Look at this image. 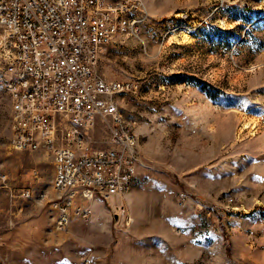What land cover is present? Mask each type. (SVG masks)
<instances>
[{
    "label": "rangeland",
    "instance_id": "rangeland-1",
    "mask_svg": "<svg viewBox=\"0 0 264 264\" xmlns=\"http://www.w3.org/2000/svg\"><path fill=\"white\" fill-rule=\"evenodd\" d=\"M142 3L141 31L104 47L95 68L131 85L113 101L137 138L132 185L73 217L86 228L39 241V264H264V0ZM10 114L0 87V174L13 194L33 189L26 203L50 221L52 157L12 147ZM111 124L96 118L80 146L109 148Z\"/></svg>",
    "mask_w": 264,
    "mask_h": 264
},
{
    "label": "built area",
    "instance_id": "built-area-1",
    "mask_svg": "<svg viewBox=\"0 0 264 264\" xmlns=\"http://www.w3.org/2000/svg\"><path fill=\"white\" fill-rule=\"evenodd\" d=\"M143 15L142 0H0V87L11 103V144L51 155L57 230L73 217L88 219L95 199L120 198L132 185L137 138L121 126L113 101L131 85L106 82L95 68L104 47L141 31ZM96 118L112 119L104 150L80 146ZM0 188L12 191L5 174ZM33 194L28 188L10 197ZM3 245L0 235V253Z\"/></svg>",
    "mask_w": 264,
    "mask_h": 264
},
{
    "label": "crops",
    "instance_id": "crops-1",
    "mask_svg": "<svg viewBox=\"0 0 264 264\" xmlns=\"http://www.w3.org/2000/svg\"><path fill=\"white\" fill-rule=\"evenodd\" d=\"M53 168L51 169V181L53 178ZM40 201L47 199V196L55 198V190L48 187ZM0 193V235L4 240V245L0 253V261L3 264H39L40 259L36 254L39 241L44 242L45 246L50 245L54 239L55 221L57 211L52 209L53 218L44 221L40 216V211H31L30 203L27 199H10L7 203L1 202ZM29 200V199H28ZM101 200L95 199L92 208L100 209ZM41 203H37V206ZM87 225L78 219H71L64 230L71 234L75 229H84ZM60 231V230H59Z\"/></svg>",
    "mask_w": 264,
    "mask_h": 264
},
{
    "label": "bare ground",
    "instance_id": "bare-ground-1",
    "mask_svg": "<svg viewBox=\"0 0 264 264\" xmlns=\"http://www.w3.org/2000/svg\"><path fill=\"white\" fill-rule=\"evenodd\" d=\"M172 38L175 39V41H180L181 43L189 42L191 39L189 31H180L178 33H174ZM245 127H247V125H245Z\"/></svg>",
    "mask_w": 264,
    "mask_h": 264
}]
</instances>
